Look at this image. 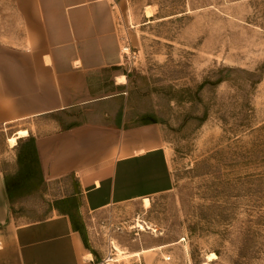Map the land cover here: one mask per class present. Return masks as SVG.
<instances>
[{
  "label": "rangeland",
  "instance_id": "374dc122",
  "mask_svg": "<svg viewBox=\"0 0 264 264\" xmlns=\"http://www.w3.org/2000/svg\"><path fill=\"white\" fill-rule=\"evenodd\" d=\"M111 1L122 60L109 74L127 78L132 122L161 123L172 185L149 206L74 211L86 244L103 264H264V0ZM15 10L0 0V170L14 216L26 220L78 204L60 202L64 180L43 177L31 136L8 140L38 132L31 118L3 121L19 45L2 37L22 30ZM113 240L147 251L115 260Z\"/></svg>",
  "mask_w": 264,
  "mask_h": 264
},
{
  "label": "crops",
  "instance_id": "0c3cea01",
  "mask_svg": "<svg viewBox=\"0 0 264 264\" xmlns=\"http://www.w3.org/2000/svg\"><path fill=\"white\" fill-rule=\"evenodd\" d=\"M14 2L22 30L2 37L19 45L8 71L15 94L2 106L3 121L33 120L38 132L27 136L43 177L64 180L60 202L78 208L57 204L42 217L18 220L0 170V264H103L86 244L74 211L144 200L171 188L157 137L161 123L132 122L126 82L109 74L122 60L111 0Z\"/></svg>",
  "mask_w": 264,
  "mask_h": 264
},
{
  "label": "bare ground",
  "instance_id": "6f19581e",
  "mask_svg": "<svg viewBox=\"0 0 264 264\" xmlns=\"http://www.w3.org/2000/svg\"><path fill=\"white\" fill-rule=\"evenodd\" d=\"M118 81H120V82H127V78H126V76H124V75H122V76H119V79H118ZM30 133H29V131L27 130V129H19L18 131H16V133L15 134H13L12 136H10L9 137V142L11 143V145H15V144H17V142H18V138H20V137H24V136H27V135H29ZM144 204H145V206H149L150 204H151V199L149 198V197H146L144 200ZM145 221V220H144ZM146 223V222H145ZM145 223H142V222H140V220H139V222L136 224V225H138L139 226V228L140 229H142V230H145L146 228H150L151 227V224L149 225V224H145ZM135 225V226H136ZM114 241V248L116 249V256L114 257V259L116 258L117 260H119L120 258H122V257H128L129 255H139V254H141V252H143V251H145V249L144 250H142V251H139V252H129V251H127V250H125L124 248H122V246H120V244L119 243H117L115 240H113ZM163 246H166V245H163ZM163 246H161V247H163ZM160 247V246H159ZM157 247H155V249H156ZM163 249V248H162ZM157 250H158V248H157ZM147 251V250H146ZM90 255V254H89ZM91 256V255H90ZM131 257V256H130ZM217 257V254L216 253H214V252H211V253H209L208 255H207V259L208 260H213L214 258H216ZM91 258V257H90ZM115 259V260H116ZM123 259V258H122ZM207 262V261H206Z\"/></svg>",
  "mask_w": 264,
  "mask_h": 264
},
{
  "label": "trees",
  "instance_id": "16d2710c",
  "mask_svg": "<svg viewBox=\"0 0 264 264\" xmlns=\"http://www.w3.org/2000/svg\"><path fill=\"white\" fill-rule=\"evenodd\" d=\"M30 138H31L30 141H31V143H32L34 153H35V155H36V159H37L38 164H39L38 153H37V151H36V148H35V145H34V142H33V138H32V137H30ZM39 167H40V164H39ZM7 184H8V189H9V182H8V180H7Z\"/></svg>",
  "mask_w": 264,
  "mask_h": 264
},
{
  "label": "built area",
  "instance_id": "2783aa9c",
  "mask_svg": "<svg viewBox=\"0 0 264 264\" xmlns=\"http://www.w3.org/2000/svg\"><path fill=\"white\" fill-rule=\"evenodd\" d=\"M165 259H170V256L167 255V256H164ZM101 263H104V261H100ZM107 264H109L108 262H106Z\"/></svg>",
  "mask_w": 264,
  "mask_h": 264
}]
</instances>
